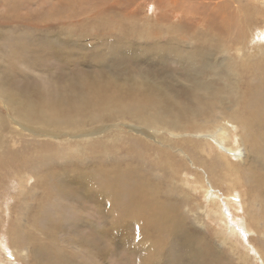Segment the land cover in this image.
I'll return each instance as SVG.
<instances>
[{"label": "rangeland", "instance_id": "1", "mask_svg": "<svg viewBox=\"0 0 264 264\" xmlns=\"http://www.w3.org/2000/svg\"><path fill=\"white\" fill-rule=\"evenodd\" d=\"M198 1L0 0V82L11 102L17 94L33 108L2 106L5 124L12 112L33 127L81 130L139 121L150 130L183 132L176 142L158 143L138 134L119 139L109 127L98 141H85V151L72 153L55 139L20 136L4 151L0 145V264H264V8L256 11L263 21L248 30L243 14L239 24L237 14L223 9L218 14L232 16V23L218 14L202 22L207 10ZM244 2L255 10L257 2ZM243 30L249 39L257 33L247 48ZM237 36L236 50L226 52ZM59 98L62 106L55 107ZM221 116L246 128L239 127L246 156L232 163L240 167L232 179L241 184L238 196L219 180L218 188L204 183L220 191L216 203L232 221V231L224 230L232 243L215 236L223 222L218 214L204 217V224L196 218L204 193L173 180V167L192 178L189 153L211 168L199 167L201 178L202 169L212 181L222 176L225 162L217 152L198 149L186 136ZM29 142L67 155L44 158L47 148L40 156ZM74 171L82 185L68 179ZM16 172L27 178L20 186ZM124 193L137 213L116 204ZM12 236L27 248L26 258L10 253Z\"/></svg>", "mask_w": 264, "mask_h": 264}, {"label": "bare ground", "instance_id": "2", "mask_svg": "<svg viewBox=\"0 0 264 264\" xmlns=\"http://www.w3.org/2000/svg\"><path fill=\"white\" fill-rule=\"evenodd\" d=\"M173 1H175V0H173ZM253 1L257 2V5L254 6L255 10L253 12H251L250 2L246 3V2H244V0H200L197 3L200 6H202V7L198 6L197 8H199L200 11H203L202 10L203 8L206 9L208 14L203 11L204 15L202 17H200L199 20H202V22H205L207 18L210 20L211 18H214L215 15L217 16V14L219 13V10L223 9V10H225L227 12H234L235 14H237L238 17H240L239 19L237 18L239 20V24L244 23V21L242 19V14H243L245 16V23L244 24L247 25L248 30H251L253 28V26H258L260 24L259 22L263 21L261 18L257 17L258 13H256V11L259 12L260 11L259 9H263L264 8V3H263L264 0H253ZM230 4L232 6H229ZM235 10H236V12H235ZM221 13H220V15L218 14V16H220V20L222 18L224 20V22H225V20L230 22V19L232 18V21H233V17L232 16L230 17V19H228L225 14L223 16H221ZM211 14L214 15V16H212ZM229 15H231V13H229ZM235 17H237V16H235ZM214 21H215V18L213 19V22ZM251 22H254V24L252 26H251ZM210 23L211 22H208L207 24H210ZM218 23H219V21H218ZM218 23H217V25L220 24L219 26H221V23H219V24ZM230 23H232V22H230ZM235 23H234V25H235ZM226 25H228V24H226ZM230 25H228V26L230 27ZM235 28H236V26H235ZM225 29H226V27H225ZM236 31H237V29H236ZM243 32L247 36L246 31L243 30ZM256 34H251V39H249L248 36L247 37L245 36V40L243 41L242 46H244V48H247L248 44L250 45L251 42L256 40ZM259 35H261V34H258V38H259ZM237 37H238V40L235 41L236 43L229 44L230 47L226 48V52H229L230 49L234 50L235 47L239 44V40L242 38V36H237ZM233 38H236V37L233 36ZM258 46H259V43H258L257 47ZM238 55H239V53H238ZM232 64H234V63H232ZM242 66L244 67L245 63L242 64ZM6 91H7L6 90V86L2 82H0V145H1V150H3V151H4L5 146L8 143H12V142L18 141L20 136L21 137L22 136L37 137V139L39 141H46L45 139L50 140V141H51V139L59 140L60 141V144H59L60 147H62L65 150V152H68V153L69 152L72 153V151L75 152L76 149L78 150L80 148H82V151H85L86 150V145L84 144V142L85 141H90V142L93 143V142L98 141L95 137L98 136L100 133H104L109 127H112V128L116 127L115 130H113V132L115 133L116 137L118 136L119 139H122L124 135H126V137L127 136L134 137V139H135V138H137L136 134H138V135H140V137H143L145 139L147 138V140H149V138H152V139H154L155 142H158V143H161V141H162L161 139H166L168 141H175L176 142L177 141L176 138H178V137L180 138L182 136L181 134H183V132L180 133L178 131L169 132L170 130L168 128H160V127H158L156 125L154 126L156 128L150 130L148 127L143 126V123H141V122L139 123V121L136 124H132V125H130L129 122H128L127 125L121 126L120 124L123 122L122 121V122H119L118 125L112 124L109 127L102 126V127H96V128H90V129L82 128L81 130H80V128L79 129H75V128H70V127H66L67 130H62V128H48V127L42 128L41 126L33 127L32 125L24 122L21 118H19V117L16 118V116L12 112L6 114V118L8 120V124H5V121L3 119L2 106L5 107V108H8L10 103H14L16 105H23V100H22L23 97L22 96H20V95L18 96L17 94H15V97H10V99L11 100H15V102H11L9 100L8 96H7L8 93H5ZM53 105L55 107L62 106L61 98H59L58 101L55 102V104H53ZM26 106H27V104H24L21 108L25 107L24 108V110H25ZM49 106H51V105H48V107ZM31 109H33V108L26 109L25 111H28V110H31ZM58 114H60V112L56 113V115H58ZM235 119H237V120H233V121H236V123H232L233 121H231L230 117L226 118V117L221 116V117H218L217 119H215L214 121H212L209 126L203 127L202 128L203 131L207 129L205 132L202 131V132L198 133L197 130H195V131H189V132L186 133V136L192 137V139H190L191 140L190 144L195 145V143H196L195 146L198 147V149H200L202 147L201 150L204 151V152H205L206 148L214 150L215 153L217 152V156L220 159L218 161L220 163H221V159H223V162H225L224 163L225 164V168H222V170H224V169L225 170H224V172H222V176H219V177L218 176H213L212 177L213 181H212L207 176H205L206 173L202 169L201 172L203 173L204 176L201 178V174L198 171L200 169L199 167H202V165H205V167L209 171L211 170V168L208 167L203 160H200V158L198 160H196L197 157H195V155L191 154V153H189V158H188V160L190 161L191 165H186V168L188 166H192V168L194 169V172L192 174L193 175L192 178L185 172L191 179L188 178V177H184L182 175V173L180 174L178 169L173 167V172L176 173V174H174L173 180L176 183L179 182L180 186H184V184H185L186 187H187V190L190 191V192H194L193 190L196 189V193L199 190V191H202L204 193V195H205L204 201L202 203H201L202 200L201 201H197V203H196V206H197L196 208L198 210H200V213L196 212V218L200 219L203 224H204V222H203L204 217H207V219L209 217L210 218H218V217L222 218L223 219L222 227L219 228L218 230H214V233H215L216 238H219L220 240H227V242H231V240L229 239L230 238L229 236L225 235V231L224 230L225 229H229V230L232 231V229H231L233 227V226H231L232 221H230L229 216L224 215L225 212L222 209V205L221 204H220L221 206L219 208L217 207L216 200H217L218 195L220 194V191L218 189L215 190L213 186L208 188V185L205 186L204 183H207V182L210 181V182H212L214 184V180H219V182H224L225 184H227L228 188H229L228 191L232 192V193L235 191V189L238 190V188L241 185V184L238 185V180L232 181V179H234V175H235L234 173H238V169H240V167L237 166V165H236L237 167L232 166V163L236 164L237 163L236 160L241 161L242 159H244V155L246 156V141H245L244 136L242 134H239V131H240L239 127L242 129L241 132L243 130H245L246 128H245V125H244L243 121H241L238 118H235ZM124 123H127V122H124ZM234 124H236V125H234ZM211 125H212V128L208 129L207 127H210ZM159 128L161 129L160 133H159ZM200 129H201V127L199 128V130ZM215 129H217V130H215ZM77 130H79V131H77ZM4 131L11 132V138H4L2 136V133ZM168 132L170 133L171 137H173V138H171L168 135H166V133H168ZM196 133L198 135H196ZM106 136H109V135L107 134ZM2 139H4V140L2 141ZM32 139H34V138H32ZM30 143L31 142H29V144ZM65 144H68L69 147H67V145L65 146ZM31 146L33 148L32 151L38 153L40 156H41V154H40V152H38V150L42 149V148L43 149L47 148L46 149L47 151L45 153L41 152L42 153V157H44V158H47V156L54 157V155L59 154L60 158L63 159V158H65V156H63V155H65V154L67 155V153L63 154V150L61 152L54 145L49 146V144H47L46 142L42 143L39 146L35 145L34 143H31ZM167 147L172 149L171 144L167 145ZM244 150H245V152H244ZM166 152H168V155H170V151L169 150H166ZM0 156H1V154H0ZM66 157H69V156H66ZM168 159L169 158H167V162H168ZM211 162H213V161H211ZM168 164L174 165L175 163L168 162ZM212 164H214V163H212ZM226 166H228L229 170L226 169L227 168ZM193 169H191V170H193ZM35 170H36V168H35ZM217 170H221V169L217 168ZM188 173L190 174V172H188ZM17 174L18 173L16 172V174H14V175H17ZM74 174L75 175L69 176L68 179H73L75 181H78L82 185V181L80 179V176L77 175V173L75 171H74ZM220 175H221V173H220ZM17 176H18V179L15 180L16 184H19V186H20V184L22 185V183H24V180L26 182L27 178L25 179L23 177V175H20V172H19V174ZM225 177H227V180H225ZM56 178L58 179V177H56ZM228 180H230V181H228ZM70 182H71V180H68V183H70ZM0 183H2V180L0 181ZM16 184H13L12 186H16ZM214 186H216L218 188V186L216 184H214ZM65 188H66V186L64 187V189ZM238 191H237V193L239 194ZM19 192H21V191H19ZM234 193L236 195V192H234ZM238 194L236 196H238ZM135 196H134V198H135ZM230 197H231V195H230ZM228 198H229V194H228ZM202 199H203V197H202ZM131 202H132L131 198L129 196H127L126 193H124L122 196H120L119 199H116V204L120 203L121 207H123L125 205L128 209L131 207L132 212L136 211V213H137V211H138L137 206L131 204ZM231 202H232V200H231ZM233 205H234V203H233ZM7 208H9V207H7ZM244 209H246L245 206H244ZM217 214H218V217H217ZM133 217L135 219H137L134 214H133ZM249 218H251V217H249ZM137 220L140 221L139 219H137ZM250 221L252 222V220H250ZM4 222H5V220H4ZM256 224H258V222H256ZM3 228H5V227H3ZM243 229H244V231L246 233L249 230H251V225L248 226L246 224L245 226H243ZM13 235H14V233H13ZM7 237H9V236H7ZM17 239H18V237H17ZM15 240H16L15 236H12V245H11L12 248H11V252L10 253L14 254V255H17L19 257L26 258L27 254H28L27 248H25L23 246H20L18 243L15 242ZM254 251L257 253V252L260 251V249L257 248ZM8 252H9V250H8ZM9 258L10 257H8V259ZM39 258H41V253L38 255L37 254V249L35 248L34 251H33V259H34V261H37V259H39Z\"/></svg>", "mask_w": 264, "mask_h": 264}]
</instances>
